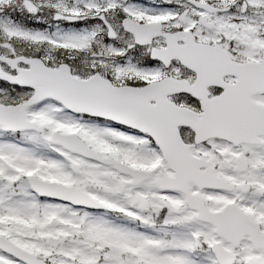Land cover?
<instances>
[{
	"label": "snow or ice",
	"instance_id": "obj_1",
	"mask_svg": "<svg viewBox=\"0 0 264 264\" xmlns=\"http://www.w3.org/2000/svg\"><path fill=\"white\" fill-rule=\"evenodd\" d=\"M0 264H264V0H0Z\"/></svg>",
	"mask_w": 264,
	"mask_h": 264
}]
</instances>
